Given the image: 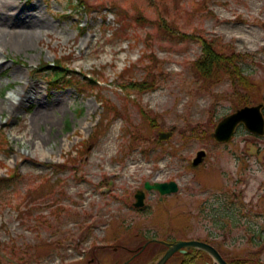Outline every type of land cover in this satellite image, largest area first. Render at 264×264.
<instances>
[{
    "label": "rangeland",
    "instance_id": "obj_1",
    "mask_svg": "<svg viewBox=\"0 0 264 264\" xmlns=\"http://www.w3.org/2000/svg\"><path fill=\"white\" fill-rule=\"evenodd\" d=\"M203 39L242 55L251 84L240 91L264 103V0H0L5 264H124L143 245L133 263L155 264L166 246L151 239L202 240L264 264V137L243 126L226 144L211 137L243 105L227 77L195 78ZM58 59L99 85L51 86L38 69ZM148 73L153 90L119 86ZM147 181L179 191L162 196ZM191 253L166 264H217Z\"/></svg>",
    "mask_w": 264,
    "mask_h": 264
},
{
    "label": "trees",
    "instance_id": "obj_2",
    "mask_svg": "<svg viewBox=\"0 0 264 264\" xmlns=\"http://www.w3.org/2000/svg\"><path fill=\"white\" fill-rule=\"evenodd\" d=\"M81 3H83L82 6H86L84 2ZM117 22H119L120 26L121 21ZM157 25L163 29L161 23H158ZM162 31L168 32L166 29H163ZM241 56L242 55L236 53L228 46L222 45L221 47V44L215 40L203 39L202 53L200 57L194 61V76L196 79H201L203 83H205L203 87L208 86V83H213L222 77H227L231 81L236 98L241 101L243 106L248 105L247 96L242 95L240 86L249 89L251 82L249 81L248 76L244 75L243 67L241 66V63H239V58ZM39 68L38 71H45L51 76V78H49V83L53 87L62 86L84 89L88 85H99V80L92 75L89 76L88 74L83 73L82 77L74 76L72 71L68 68V65L63 63L62 59L55 60L53 64L43 62ZM119 86L121 89L134 88L148 91L155 88L156 82L154 79L150 78L148 73V76L146 75L143 81L130 82ZM260 237L264 238V235L260 234ZM226 259L230 264L243 263L242 260L236 258L227 257ZM191 262L192 261L190 260H184L182 261V264H192ZM0 264H5L1 257Z\"/></svg>",
    "mask_w": 264,
    "mask_h": 264
},
{
    "label": "water",
    "instance_id": "obj_3",
    "mask_svg": "<svg viewBox=\"0 0 264 264\" xmlns=\"http://www.w3.org/2000/svg\"><path fill=\"white\" fill-rule=\"evenodd\" d=\"M263 107V103L247 105L237 109L233 113L228 114L218 122L212 133V137L219 143H227L232 140L237 128L240 125H243L249 132L253 134L264 136ZM166 136H168V133L160 134L161 139H164ZM204 155L205 151H200L198 156L194 159V165H198L202 161ZM145 187L148 190H158L162 195L176 193L179 191V185L175 181L155 182L154 184L146 182ZM135 198V207L140 208L145 205V191L139 190L135 194ZM167 246L168 250L155 264H165L175 252L187 248H197L206 251L218 264H230L215 246L204 241L184 240L167 244ZM128 263L129 261H127L125 264Z\"/></svg>",
    "mask_w": 264,
    "mask_h": 264
},
{
    "label": "flooded vegetation",
    "instance_id": "obj_4",
    "mask_svg": "<svg viewBox=\"0 0 264 264\" xmlns=\"http://www.w3.org/2000/svg\"><path fill=\"white\" fill-rule=\"evenodd\" d=\"M148 242H159L160 244H164L165 246H167L166 244L168 243V242H166V241H162V240H158V239H151V240H149ZM146 246L147 245H143L140 249H138L134 254H133V256L131 257V259H130V261H129V263L128 264H136V263H133V261L134 260H136L137 258L136 257H138V255H140V253H142V251L146 248ZM142 250V251H141ZM180 253L182 254V255H185L187 258L192 254L191 253V250H187V251H180ZM184 260H186V259H184ZM184 260H182V261H184Z\"/></svg>",
    "mask_w": 264,
    "mask_h": 264
},
{
    "label": "bare ground",
    "instance_id": "obj_5",
    "mask_svg": "<svg viewBox=\"0 0 264 264\" xmlns=\"http://www.w3.org/2000/svg\"><path fill=\"white\" fill-rule=\"evenodd\" d=\"M17 23V22H16ZM15 23V24H16ZM251 37H254L253 35H250ZM248 38H250V37H248ZM18 73V71L16 70V74ZM26 91L24 90L23 91V93H25ZM14 97V96H13ZM26 97L28 98V100L30 99V98H33L32 97V95L31 94H26ZM23 99L21 98H17L16 96L14 97V100H11V98L10 99H8V101H9V107H12V108H15L16 107V104L17 103H21V101H22Z\"/></svg>",
    "mask_w": 264,
    "mask_h": 264
}]
</instances>
